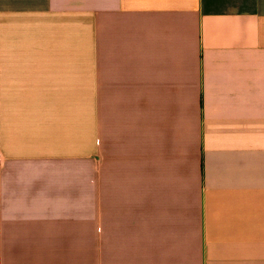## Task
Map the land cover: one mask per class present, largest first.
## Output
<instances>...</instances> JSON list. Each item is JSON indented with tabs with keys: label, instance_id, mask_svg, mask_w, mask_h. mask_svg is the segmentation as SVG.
I'll use <instances>...</instances> for the list:
<instances>
[{
	"label": "crops",
	"instance_id": "0c3cea01",
	"mask_svg": "<svg viewBox=\"0 0 264 264\" xmlns=\"http://www.w3.org/2000/svg\"><path fill=\"white\" fill-rule=\"evenodd\" d=\"M0 264H264V0H0Z\"/></svg>",
	"mask_w": 264,
	"mask_h": 264
},
{
	"label": "rangeland",
	"instance_id": "374dc122",
	"mask_svg": "<svg viewBox=\"0 0 264 264\" xmlns=\"http://www.w3.org/2000/svg\"><path fill=\"white\" fill-rule=\"evenodd\" d=\"M95 209H96V206L95 205H90V212H91V210L93 211Z\"/></svg>",
	"mask_w": 264,
	"mask_h": 264
}]
</instances>
